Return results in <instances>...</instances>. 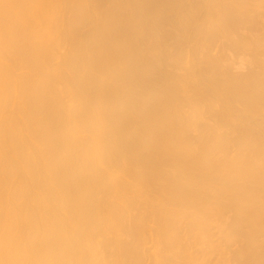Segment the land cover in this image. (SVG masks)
<instances>
[{"label":"bare ground","instance_id":"6f19581e","mask_svg":"<svg viewBox=\"0 0 264 264\" xmlns=\"http://www.w3.org/2000/svg\"><path fill=\"white\" fill-rule=\"evenodd\" d=\"M0 264H264V0H0Z\"/></svg>","mask_w":264,"mask_h":264}]
</instances>
